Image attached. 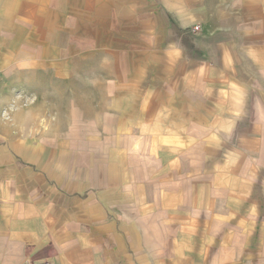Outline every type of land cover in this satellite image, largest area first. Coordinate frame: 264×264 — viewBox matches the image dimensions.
I'll return each mask as SVG.
<instances>
[{"label": "crops", "instance_id": "0c3cea01", "mask_svg": "<svg viewBox=\"0 0 264 264\" xmlns=\"http://www.w3.org/2000/svg\"><path fill=\"white\" fill-rule=\"evenodd\" d=\"M27 260L264 264V0H0V264Z\"/></svg>", "mask_w": 264, "mask_h": 264}, {"label": "built area", "instance_id": "2783aa9c", "mask_svg": "<svg viewBox=\"0 0 264 264\" xmlns=\"http://www.w3.org/2000/svg\"><path fill=\"white\" fill-rule=\"evenodd\" d=\"M198 29H199V26L194 27V30H198ZM21 264H53V263L50 261L36 262L33 260H27V261L22 262Z\"/></svg>", "mask_w": 264, "mask_h": 264}]
</instances>
